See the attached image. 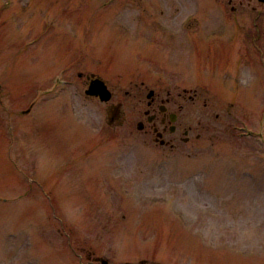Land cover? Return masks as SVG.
Masks as SVG:
<instances>
[{"label":"rangeland","instance_id":"374dc122","mask_svg":"<svg viewBox=\"0 0 264 264\" xmlns=\"http://www.w3.org/2000/svg\"><path fill=\"white\" fill-rule=\"evenodd\" d=\"M17 1L20 4L27 0ZM194 7H196L195 4H183L179 9L186 12ZM8 13L0 10V27L9 23ZM52 15L54 14L51 13ZM217 17L218 15L214 19L216 24L220 22L219 19H216ZM105 33V31H102L99 35H104ZM112 38L113 40H109L110 47L122 51L123 47L121 44L124 38H115L114 35H112ZM135 52L130 50L129 56L132 61L137 58ZM203 53L205 55L204 60L212 57L205 52ZM55 54V51L49 54L50 60L55 59ZM138 56L150 59V56L144 53H139ZM204 60L201 61V66L207 64ZM157 63L162 64L160 62ZM0 70H2L1 67ZM105 70L107 77H113V79L118 80V95H124V99L128 100L125 95L127 91L132 89L128 88L129 82L126 77L132 70L128 67L127 69L120 68L114 72L112 67H105ZM121 77L125 78L122 83L119 82ZM240 77L250 78L251 80L248 82L249 91L252 92L253 90L256 92L259 85L253 82L255 74L252 65L246 64L242 68ZM82 82L84 83L83 80ZM175 82L181 87H191L195 81L176 79ZM221 82L223 81L211 80L212 89L216 90L217 87H224ZM76 86L79 91L82 90L81 82H78ZM246 90L248 91L247 87L243 92H246ZM4 95L5 93L3 94L5 99H9L8 95ZM71 96L76 99L75 109V103H73ZM75 96V92L72 88H69L68 92L58 99L48 98L45 105H51V108L56 110L55 114L59 118L64 119L66 116L68 119L70 118L68 109H71L74 116L79 120L81 119L77 125L84 127L86 132H91L94 129L92 133L98 134L102 140L87 137L89 139L88 145L95 150L88 151L89 155L85 156L86 161L102 160L105 172L111 174V171L113 172L114 169H117L118 171L115 175L121 180L126 179L123 180L121 186L116 187L118 192L114 188H107L99 181L93 192L87 194L86 206L82 207V210H85L87 214L96 215L90 216L88 219L99 218L98 212L103 213L105 221L110 218H124L123 216L127 212L126 207L130 201L128 200L129 195L126 198L120 193L126 189L136 190L135 187L138 185L137 189H143L140 196L146 199V203L142 202L141 204L152 207L154 211L151 218L144 213L145 208L139 205L138 209L141 210H130V216L133 218L136 213H139L136 221L134 220L135 222L141 221L147 227L148 222L153 221L152 223L158 226L157 229L166 228L164 231L167 238L165 236L159 238L157 234H152L149 242H140V244H138L140 240H137V244H132L128 241L129 239L125 238L119 246L120 253L106 249L100 250L101 254L104 253L103 258H106L111 264L125 262L141 264V261H146L144 264H155L154 262H160L161 264H264V144H260V139L257 137L239 138L235 133L232 134L230 132L231 129L227 125L231 120L227 121L226 117L220 126V122L214 123L217 128L211 123L212 121L209 118H206L205 123L210 126V130L205 132L203 140L200 142V148L196 151L197 157L187 160L184 157L185 150L180 157L172 156L168 160H164L166 152L151 149L152 142L148 144L150 138L139 133L137 128L118 127L112 128V130L107 129L104 125L105 107L91 101L82 102L81 99ZM240 96L244 99L245 93H240ZM11 103L13 108L16 109L14 102L12 101ZM257 111L258 108L253 105L242 116H246L249 123L256 126L260 113ZM7 116L8 113L2 110V113H0V193L17 192L19 190L23 192L22 200L25 199L23 202L26 215L24 219L21 202L16 203V206L4 205L0 208V245L8 237L11 227L9 222L19 227H24L25 231L31 228L27 225L33 222L35 224L40 223L41 227L54 224L53 221L49 220V216L52 218L53 215V211L49 207L52 197L46 193L54 189V187L45 185L46 188H44V191H42L44 194H42L40 193L42 189L40 188V180L37 181L39 186V190H37L34 183L28 186L25 179H19V175L14 170V165H16L17 168L15 169L30 175L29 156H31V150L28 151V157H26L23 148L19 147L23 144L24 136L19 133L12 136L10 131L4 128ZM15 117L16 120L13 123L15 129H18L16 127V125L19 126L20 121L18 112H15ZM234 121H236V118H233ZM83 122H85V125ZM55 125L58 131L66 128L70 133V137H64L63 139L66 142L63 143L58 140L56 143L47 144L45 149L50 155L46 158L44 166L41 167L44 172L54 171L55 161L58 160L55 157L64 154V151L57 147H65L69 150L70 146L72 150L74 138L82 141L85 139L84 132L79 130L73 123L58 121ZM50 129H52L51 124L46 125L43 132H38L37 130L35 133L34 129H28L27 137L39 136V141L52 142L53 140L55 142L53 132L51 134L47 132ZM214 129H217L215 134L212 133ZM109 131H112L113 135L109 136ZM100 133H105L106 136ZM10 144L17 146V152H14L16 156L14 153L11 154V158L15 161V163H12L13 166L11 164L12 160H8V156L2 154L3 149L5 147L9 149ZM34 149L38 150L41 156H45L42 147ZM79 152V150L74 152L73 156L83 155L82 152L79 155ZM8 153L10 154V151ZM109 155H115L113 156L115 161L105 158ZM68 157L69 155L65 158ZM146 158L147 162H143V165L141 162ZM119 161L121 162L120 166L118 164ZM161 161L164 163H161ZM110 165L111 169H109ZM101 167L100 164H97L95 169H101ZM60 168L65 173L70 171L69 167L66 168L63 165ZM65 173H61V180L63 181L64 177H66ZM42 178H44V175ZM108 185L112 187L110 183ZM70 188L73 191L72 186ZM78 197L80 198V194H78ZM77 201H75V204H71L74 210L79 208L76 205ZM162 203L165 204L164 206L167 205L166 210L158 214L157 210L162 209L158 206ZM74 210L69 214L72 217L70 218L71 222L72 224L81 225L83 216L77 218L78 215ZM169 212L172 213V217ZM163 213H166L165 217H163L164 220L155 219ZM173 213L185 215L189 227H193L195 230L199 227L196 232L200 231L204 235L200 239L204 237L203 239H212L214 241L209 243L205 241L199 242L195 237L192 238L191 235L184 237L178 228L179 226ZM83 214L84 216L86 215L84 211ZM34 219L38 221L35 222ZM150 228L148 227L147 230ZM18 229L20 230V228ZM59 229V226H55V230H51L53 236ZM75 229V227L74 229L72 228L73 231ZM132 229L135 228L133 227ZM76 231L78 230L76 229ZM90 233L92 231L89 229L88 234ZM132 233H136V231L129 234ZM20 234H22V230H20ZM75 234L83 236L76 232ZM27 235L31 236V233L28 232ZM153 239L155 240L153 241ZM27 241L26 237L21 236L7 239L6 245L13 243L14 245L11 249H15L6 253V255L11 257L10 264H32L30 258H34L36 254L37 256L40 255V244L37 249L34 244H29ZM93 244L89 237L85 239L84 236L78 238L77 243H74L73 240L71 245H66L61 240L57 241V243L55 242V247L49 246L47 242L43 243L47 252L54 251L58 254L68 252L69 246L72 248L74 246V250L77 246L90 248ZM33 246L34 250L32 253L26 254V249L28 250ZM141 246L142 251L139 252ZM68 263L77 264L76 256L75 259L72 257Z\"/></svg>","mask_w":264,"mask_h":264}]
</instances>
